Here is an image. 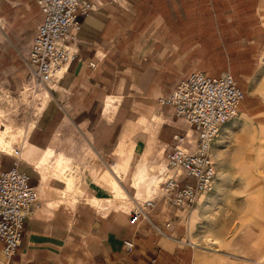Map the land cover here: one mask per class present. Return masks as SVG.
Segmentation results:
<instances>
[{
    "label": "crops",
    "instance_id": "0c3cea01",
    "mask_svg": "<svg viewBox=\"0 0 264 264\" xmlns=\"http://www.w3.org/2000/svg\"><path fill=\"white\" fill-rule=\"evenodd\" d=\"M89 1L93 9L79 17L81 27L74 43L77 59L50 84L45 107L31 128L27 124L16 167L30 176L41 206L25 219L22 244L9 264L252 261L264 252V242L249 244L242 253L200 254L185 239L189 209L177 208L161 195L149 210L148 220L130 224L133 210L116 206L124 207L117 200L123 196L108 188L101 172L127 164L121 182L133 206L138 204L139 191L133 184L136 169L143 167L154 176L165 164V153L175 136L194 137L192 126L177 117L174 107L164 100L193 72L219 77L230 71L248 80L250 47L256 38L251 41L249 29L244 34L242 26L234 25L250 21V11L237 6H248L257 20L259 16L263 19L264 0ZM43 20L39 4L33 0H0V108L5 95L19 94L34 84L28 60ZM260 23L264 25V20ZM32 109L22 111V124ZM239 110L240 118L223 124L222 139L212 143V157L215 161L216 145L225 170L246 152L264 150V102ZM246 129L257 132L261 142L231 148L230 136ZM246 156L250 166V155ZM260 156L264 155L257 154ZM14 166V156L0 150V172ZM241 166L243 171L248 167ZM251 182L264 183V175ZM167 222L171 227L159 233L155 226L164 227ZM125 240L134 242L133 250L127 249ZM2 247L0 241V264H5Z\"/></svg>",
    "mask_w": 264,
    "mask_h": 264
},
{
    "label": "built area",
    "instance_id": "2783aa9c",
    "mask_svg": "<svg viewBox=\"0 0 264 264\" xmlns=\"http://www.w3.org/2000/svg\"><path fill=\"white\" fill-rule=\"evenodd\" d=\"M33 1L44 14L28 60L34 77V84L28 89L36 91L56 82L77 59L74 43L81 27L79 17L89 13L93 4L89 0ZM244 98L245 92L230 73L214 77L193 72L173 89L164 101L174 107L177 117L192 126L194 137L175 136L165 153V164L153 176L157 189L146 200L138 202L130 214V224L148 220L149 210L155 207L160 195L177 208L191 209L203 194L213 190L217 166L211 154L212 143L223 124L239 114ZM32 99L39 101V98ZM18 106L27 107L28 103L21 98ZM22 148L21 144L13 150L15 166L0 172V241L5 264L10 263L22 244L25 219L41 206L38 191L29 182L30 176L16 167ZM171 225L167 222L164 227L155 228L163 233V228ZM125 246L131 251L135 244L125 240ZM254 264H264V259L255 260Z\"/></svg>",
    "mask_w": 264,
    "mask_h": 264
},
{
    "label": "rangeland",
    "instance_id": "374dc122",
    "mask_svg": "<svg viewBox=\"0 0 264 264\" xmlns=\"http://www.w3.org/2000/svg\"><path fill=\"white\" fill-rule=\"evenodd\" d=\"M237 2H239V0H237ZM237 7L250 11V21L244 24L234 25L242 26L244 28V34L245 30L249 29L251 41L256 38L255 43H251L250 47V78L247 80L242 77H236L230 71H226L223 74H232L238 85L245 92V98L241 103L240 109L243 106L253 109L259 104V99L257 98L259 96H264V48H262L264 43L262 42L264 25L260 23V21L262 22L264 20V17L262 19L259 16L257 20V17H254L252 8L245 5ZM261 11L264 16V1ZM224 13L226 12L224 11ZM16 47L17 49L22 48L19 44ZM50 87L51 85L46 88L42 87L38 91L29 90L28 87L19 94L15 95L8 93L3 99L1 98L4 107L0 108V128H5L7 125H10L28 132L27 124H29V128L34 124V118L39 114L38 108L44 100V92ZM21 98H23L26 103H30L29 106L31 109L34 108L30 110L31 113L28 114V118L25 120L26 124H22V117L25 113L24 110L28 108L24 109L25 106H18ZM32 98H39V101H33ZM30 99H32V102H30ZM16 100L18 102H16ZM16 106L18 108L17 111H15ZM240 111L241 110H239V114L229 123L237 121L240 118ZM219 134L221 133L219 132ZM257 134L258 133H255L252 129H246V131L242 133L239 132L231 135L229 145H231V148H234L236 144L248 141L252 144L260 143L261 138H259ZM25 137L26 135L22 136V138L18 137L14 147L20 146L21 144L24 146L23 141ZM216 139L221 140V135ZM215 147L214 154L217 155V157L215 156L216 158L214 157L217 163L215 187L211 192L203 194L195 206L187 211L184 224L187 244H194V247H191H196L200 254H211L214 257L218 256L217 254L220 253L225 254V251L229 250L242 253V249L249 244L256 246L259 242H264V183L251 182L256 176L264 175V156L257 158V154L264 155V150L255 151V153L253 151L246 152V155H250V166L247 161L248 156L245 155L244 158L237 157V161L235 160L232 162V167H228V169L225 170L222 154L220 151L216 152ZM234 153L240 155L245 152L235 151ZM255 154L256 156L253 157ZM241 165L248 166L249 168L245 167L246 169L243 171ZM118 167L119 166L113 167V169L110 170L115 171ZM107 168L108 167L104 168L102 172L105 170L110 171ZM94 169V166L90 168L93 172ZM149 171L147 174L148 179L138 184L137 188L139 192L136 196L138 202L146 200L141 199L140 201L139 198H144L145 195L149 196L153 190L157 189L158 185L156 181H154V184L151 186V181L153 182L155 177H153L152 174L150 175ZM121 173L125 174L126 171H122ZM244 179H246V181H244ZM143 192H147V194L145 193L143 195ZM121 196H123V198H118L117 200L121 201L125 206L120 207L116 205L118 208L122 210H134L136 208V204L133 206L129 195L123 194ZM220 240L222 241L219 245ZM236 258L246 260L241 257ZM236 258L234 259L235 263H240ZM259 259H264V252L258 257H255L252 261L247 262L246 260L240 264H254V261ZM201 264H205L204 259L201 260Z\"/></svg>",
    "mask_w": 264,
    "mask_h": 264
},
{
    "label": "bare ground",
    "instance_id": "6f19581e",
    "mask_svg": "<svg viewBox=\"0 0 264 264\" xmlns=\"http://www.w3.org/2000/svg\"><path fill=\"white\" fill-rule=\"evenodd\" d=\"M44 100L42 101V103L40 104L38 111L39 113L42 111V109L45 107L48 99H49V92L48 90L44 92ZM33 126V125H32ZM26 131L19 129V128H15L14 126H10L7 125L5 128H0V150L4 151V152H8L9 154L13 153L14 150V145H15V141L18 137H21L26 135ZM24 144V143H23ZM49 154V153H48ZM52 157V155H50ZM49 156V157H50ZM47 157V156H46ZM48 157V158H49ZM50 157V158H51ZM54 157V155H53ZM63 157V156H62ZM67 158V157H66ZM45 160V159H44ZM50 160V159H49ZM65 161V160H64ZM60 162V161H59ZM63 162V161H62ZM47 163V160H46ZM45 163V164H46ZM58 163V162H57ZM43 164V163H42ZM49 164V163H48ZM61 164V162H60ZM44 165V164H43ZM58 164H56L57 166ZM45 166V165H44ZM48 167V166H47ZM40 168V166H39ZM43 168V167H42ZM45 168V167H44ZM43 168V169H44ZM46 169V168H45ZM64 169V168H63ZM67 168H65L66 170ZM60 170V169H59ZM122 171H127V164H122L121 166H119L118 168L115 169L114 172L105 170L104 172L101 173V180L104 181L108 188L114 192V194H117L119 196L126 194V190L124 188V186L122 185L121 180L124 179V176L121 174ZM61 172V171H60ZM119 178V179H118ZM148 179L147 176V172L146 169L143 167H138L136 169V172L133 175V184L138 187V184L145 182ZM154 181H156V179L153 180V182L151 181V186L154 184ZM157 183V181H156ZM216 183V181H215ZM134 186V187H135ZM156 186V184H155ZM215 187V185H214ZM108 189V190H109ZM214 189V188H213ZM109 190V191H110ZM156 190V189H155ZM153 190L152 193L155 191ZM111 193V192H110ZM152 193L149 195L151 196ZM115 196V195H114ZM138 201V200H137ZM122 206H125V204H122Z\"/></svg>",
    "mask_w": 264,
    "mask_h": 264
},
{
    "label": "clouds",
    "instance_id": "9594fccd",
    "mask_svg": "<svg viewBox=\"0 0 264 264\" xmlns=\"http://www.w3.org/2000/svg\"><path fill=\"white\" fill-rule=\"evenodd\" d=\"M258 98L261 102H264V96H259Z\"/></svg>",
    "mask_w": 264,
    "mask_h": 264
}]
</instances>
